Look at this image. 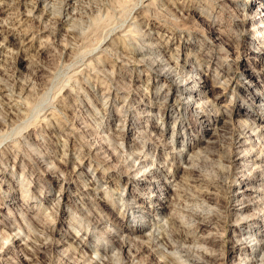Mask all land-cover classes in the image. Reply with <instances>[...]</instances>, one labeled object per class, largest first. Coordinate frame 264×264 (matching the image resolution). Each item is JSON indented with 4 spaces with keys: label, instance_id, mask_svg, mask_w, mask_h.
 <instances>
[{
    "label": "rangeland",
    "instance_id": "1",
    "mask_svg": "<svg viewBox=\"0 0 264 264\" xmlns=\"http://www.w3.org/2000/svg\"><path fill=\"white\" fill-rule=\"evenodd\" d=\"M6 1H0L6 28L0 36V160L6 162L0 164V239L16 220L24 227L12 239L17 250L26 234H42L35 223H47L51 237L60 240L53 255L60 261L69 243L100 260L95 248L109 242L103 236L122 234L132 243L148 236L155 254L138 255L134 264H179L184 257L176 259L175 247L150 234L171 218L195 230L193 244L204 241L219 251L220 235L234 244L218 257L220 264H264V0H42L46 7L41 3L24 15L15 0ZM159 48L169 65L179 58L174 65L185 83L206 84V93L154 98L156 90L164 94L177 86L165 74L155 78L150 59ZM230 65L235 72H222ZM241 125L237 142L218 137L224 128ZM31 155L46 160L36 166L28 161ZM203 155L208 161L201 171ZM252 155L262 160L255 164ZM44 165L58 167L56 174ZM192 168L205 172L199 187L218 195L208 204L227 214L226 224L196 228L182 218L196 202L198 187L187 186ZM160 169L166 172L157 176ZM143 170L149 171L140 176ZM59 183L70 195L55 208ZM238 191L244 192L241 211ZM82 204L91 217L88 229L76 221ZM16 250L7 258L1 253L0 264H20Z\"/></svg>",
    "mask_w": 264,
    "mask_h": 264
},
{
    "label": "bare ground",
    "instance_id": "2",
    "mask_svg": "<svg viewBox=\"0 0 264 264\" xmlns=\"http://www.w3.org/2000/svg\"><path fill=\"white\" fill-rule=\"evenodd\" d=\"M2 2L3 5H9L7 4L8 2L6 0H0ZM218 1V0H216ZM10 2V1H9ZM45 2V0H44ZM43 2V3H44ZM48 2V1H47ZM42 3V0H15V6L16 8H18L20 11H21V14L24 15V11H31V10H36L38 9V7H41V4ZM50 3V2H49ZM59 3V2H58ZM71 3V0H66L65 1V4H70ZM222 5V4H221ZM43 7H46V5H42ZM64 6V5H63ZM223 8V7H222ZM18 10V11H19ZM48 10V9H47ZM35 12V11H34ZM26 14V13H25ZM60 14V13H59ZM36 15V14H35ZM34 17V15H33ZM32 17V18H33ZM57 17V15H56ZM59 17V16H58ZM254 17V16H253ZM71 18V17H70ZM73 19V18H72ZM242 19V18H241ZM55 20V19H54ZM242 21V20H241ZM2 22V21H1ZM47 22V21H45ZM50 22V21H49ZM53 22V21H52ZM55 22L57 24H60L62 21H60V19L58 20H55ZM65 22V21H64ZM4 23V22H3ZM54 23V22H53ZM68 23V22H67ZM44 25V24H43ZM68 25V24H67ZM130 25V24H129ZM138 25V24H137ZM6 26V25H5ZM34 27V26H33ZM44 27V26H43ZM42 27V28H43ZM37 28V26H36ZM238 28V27H237ZM242 28V27H241ZM4 29H6L3 25L0 24V36H2L1 34L4 32ZM58 29V28H57ZM52 35V34H51ZM148 35V34H147ZM143 36V35H142ZM130 37V36H129ZM162 37V36H161ZM132 38V37H131ZM128 39V38H127ZM166 39V38H165ZM163 39V40H165ZM122 40V39H121ZM168 42V40H166ZM146 42V41H145ZM148 42V41H147ZM146 42V43H147ZM163 42V41H162ZM113 43V42H112ZM126 44V43H125ZM165 45V43H162ZM229 44V46L231 45L232 48L235 50L234 48V45L232 43H227ZM3 45V44H2ZM110 45V44H109ZM108 45V46H109ZM122 46V45H121ZM166 46V45H165ZM164 46V47H165ZM119 49V47H118ZM162 49V48H161ZM161 49L159 48V50L156 49V56H158L157 58H153L152 60L150 59L151 63L150 65L153 66L154 68V75H155V78L158 80L159 76L160 75H163L165 74L166 77H168L171 81H175L177 83V86L175 88L172 89H169L167 90L166 92H164V94L161 92V90H156L154 92V95L153 97L156 98L157 100L160 99V98H163L166 99L168 98V95H173V96H177V98L179 97H182V95L184 94V98L185 99H189L191 95V92H195L197 94H202L203 92L206 93V84L203 85V87H200V88H196L192 85H189V82L188 83H185L183 77L180 76L179 73H183L181 71H179L176 67L178 66V63H179V58L176 57L174 59V63L173 65H169V62L166 61L164 62L162 59H161ZM211 49V48H210ZM5 50V49H4ZM214 50V49H213ZM111 51V50H110ZM116 51V50H115ZM154 51V50H152ZM1 52V51H0ZM144 52V51H143ZM165 52V51H164ZM15 53V52H13ZM116 53V52H115ZM150 53V52H149ZM16 54V53H15ZM118 54V53H117ZM141 54V53H140ZM145 54H146V51H145ZM143 55V54H142ZM172 55V53H171ZM4 56V55H3ZM112 56V55H111ZM123 56V55H122ZM149 56V55H148ZM147 56V57H148ZM155 56V55H154ZM15 57V56H14ZM21 56L18 57V59L20 58ZM146 57V58H147ZM151 57V56H150ZM169 57V56H168ZM173 57V56H172ZM175 57V56H174ZM137 59V58H136ZM148 59V58H147ZM17 60V59H16ZM128 60V59H127ZM165 60H168L165 59ZM171 60V58H170ZM12 62V61H11ZM173 62V61H172ZM1 64V63H0ZM148 64V63H147ZM175 64V65H174ZM178 70V71H177ZM236 68L234 65H230V67H224L222 68V72H225V73H229V72H235ZM12 72V71H11ZM179 72V73H178ZM219 73V72H218ZM6 75V74H5ZM18 77V75H17ZM3 78V77H2ZM1 78V79H2ZM11 79V78H10ZM190 79V78H189ZM19 80V79H18ZM188 80V79H187ZM184 81V82H183ZM180 82H183V84L181 86H178V83ZM227 82V81H225ZM191 83V82H190ZM193 83V82H192ZM228 83V82H227ZM7 84V83H6ZM11 84V83H10ZM8 85V84H7ZM155 85V84H154ZM20 86V85H19ZM23 86V85H22ZM20 86V87H22ZM235 86V85H234ZM159 87H162V86H159ZM31 89V88H29ZM29 91V90H28ZM11 93V92H10ZM19 93V92H18ZM96 94V93H95ZM11 95V94H10ZM208 97V96H206ZM170 98H172L170 96ZM103 99V97H102ZM101 99V100H102ZM11 100V99H10ZM176 101V97L174 98L173 102ZM101 102V101H100ZM179 105V104H177ZM6 106V105H5ZM201 107V105H199ZM177 107V106H176ZM203 107V106H202ZM3 109V108H2ZM216 109V108H215ZM223 110V109H222ZM11 111V110H10ZM225 111V110H224ZM4 112V111H3ZM15 113V112H14ZM229 113V112H228ZM7 115V114H6ZM225 115V114H224ZM155 119V118H154ZM7 120V119H6ZM10 120V119H9ZM5 121V120H4ZM9 122V121H8ZM173 124V123H172ZM6 125V124H5ZM5 125H4V128H5ZM254 127V126H253ZM224 128V127H223ZM238 129L240 130V132H243V129H244V126L241 125V127H235V126H228L226 128H224L222 130L221 133L218 134V137H221V136H225V138L227 139H231V142L235 143L237 142V139L236 137H234V133L235 131ZM214 131V130H213ZM216 131V130H215ZM220 132V131H219ZM2 133V132H1ZM214 133V132H213ZM239 133V132H238ZM215 134V133H214ZM214 134H211L214 136ZM5 135V134H4ZM210 134H208L209 136ZM217 135V134H216ZM217 137V138H218ZM243 137V136H242ZM223 139V138H222ZM249 140V139H248ZM220 142V141H219ZM213 143V142H212ZM251 147V146H250ZM204 148V147H203ZM213 148V144H209L207 149H209V152L210 150ZM180 150V149H179ZM221 150V149H220ZM245 150V149H244ZM213 151V150H212ZM215 151V149H214ZM199 152V151H198ZM180 153V152H179ZM206 153V152H205ZM218 153V152H217ZM7 154V153H6ZM231 154V153H230ZM181 155V154H180ZM179 155V156H180ZM205 155V154H204ZM204 155L201 157L200 159V166L199 169L202 171L204 169V164L208 161V159H204ZM212 155V154H211ZM22 156V154H21ZM24 154H23V158H24ZM80 156V155H79ZM83 156L79 157V158H83ZM146 157V156H145ZM183 157V156H182ZM5 158V157H4ZM16 158V156L14 157ZM22 158V157H21ZM20 158V159H21ZM46 157H43L41 155H31L28 159L29 163H32L34 165H39L40 166V163H41V160L43 162V160H46L45 159ZM139 158V157H138ZM144 158V157H143ZM216 158V157H215ZM227 158V156H226ZM251 161H253L255 164L257 163V161H259L260 159L262 160V156L261 157H258V156H250L249 157ZM80 159V160H81ZM84 159V158H83ZM264 159V157H263ZM191 160V159H190ZM14 161L15 159L13 160V165H14ZM64 162V161H62ZM141 162V161H140ZM191 162V161H190ZM1 163H6L4 162L2 159L0 160V164ZM25 163V162H24ZM43 164V163H41ZM45 164V163H44ZM65 164V163H63ZM199 164V163H198ZM214 164V163H213ZM224 164V163H223ZM12 165V166H13ZM26 165V164H25ZM215 165V164H214ZM228 165V164H227ZM185 166V165H184ZM203 167V168H202ZM41 168V167H40ZM44 168L45 170L47 171H50V173H53V174H56L55 173V170L58 168V167H48L47 165H44ZM221 168V167H220ZM228 168V167H227ZM12 169V168H11ZM165 169V168H164ZM195 169V168H194ZM193 168L188 170V180L189 182L187 183V186H189L188 188L191 189L194 187H198L196 188L197 189V195H196V199L194 201H196L194 204V208H191L193 210H187L186 212L182 213L181 216L182 218L184 219V221H189L192 223V225L194 224V227L197 228V226H201V225H211L213 223H217V222H220L221 224L224 223L226 224L227 222V219H226V213L225 215L219 213V211H216V209H214L213 207H211L208 202L211 200V199H214L216 197H218V195L214 194L213 197H211L210 194H213L211 191H209L208 189H205L203 186L199 187V182H201L203 179H204V173H200L198 170L195 171ZM222 169V168H221ZM211 170V169H210ZM209 169L207 171H210ZM216 170V169H214ZM218 170V169H217ZM149 171V170H148ZM148 171L146 170H143L141 173H140V176H145ZM164 172H166L165 170L163 169H160V170H156L155 173L157 176H162L164 175ZM185 172V171H184ZM62 173V172H61ZM211 173H213V171H211ZM259 173V172H258ZM255 174L253 175V177L250 178V180H257L259 177H260V174ZM137 174L136 172L134 171H127L126 173V176L127 177H137ZM207 174V173H206ZM205 174V175H206ZM152 175V174H151ZM208 175V174H207ZM206 175V176H207ZM213 175V174H212ZM215 175V174H214ZM217 175V174H216ZM171 176H173L171 174ZM229 176V175H228ZM23 178V176H21ZM20 177V178H21ZM56 177V176H55ZM65 177V176H64ZM216 177V176H215ZM219 177V176H218ZM186 178V177H185ZM214 178V177H213ZM225 178V177H224ZM227 178V177H226ZM225 178V179H226ZM67 180V179H66ZM224 180V179H223ZM223 180H217V183H221V185H224L225 187H228V183H225ZM227 180V179H226ZM230 180V179H229ZM61 182V181H60ZM173 184V183H172ZM175 184V183H174ZM180 184V183H178ZM58 185V184H57ZM68 185V184H67ZM185 185V184H184ZM201 185V184H200ZM220 186V185H219ZM218 186V187H219ZM51 187V186H50ZM67 188V187H66ZM187 188V190H188ZM220 188V187H219ZM235 190L237 191V187H234ZM22 189V187H21ZM186 189V188H185ZM192 189V190H193ZM195 189V190H196ZM24 190V189H23ZM52 190V187L50 188L49 191ZM89 190V189H88ZM92 190V189H91ZM194 190V191H195ZM22 192V191H21ZM57 192V204H56V207L55 208H58V206H60V201L63 197L65 196H69L70 193H68V191H66L64 189V186H63V183H59L58 187H57V190L55 191V193ZM71 192V191H70ZM178 192V191H177ZM187 192V191H186ZM24 193V194H23ZM21 195L22 196H27V192H23ZM81 193H83L81 191ZM192 193V192H191ZM195 193V192H194ZM193 193V194H194ZM220 193V192H219ZM189 194V193H188ZM187 194V195H188ZM85 195V194H84ZM243 195H244V192L243 191H238L237 193V197L238 200H241L243 198ZM199 197V198H197ZM221 197V196H220ZM182 198V197H181ZM219 199V198H217ZM119 200H123V196L120 195L119 197ZM190 200V199H189ZM126 201V200H125ZM214 201V200H213ZM181 202V201H180ZM219 202V201H218ZM223 202V201H222ZM123 204H125L124 201H122ZM128 203V202H127ZM165 203V202H164ZM185 203V202H184ZM183 203V204H184ZM242 204V200L240 201V206L238 207V210L241 211L244 209V207L241 205ZM176 205V204H175ZM166 206V205H165ZM179 206H180V203H179ZM184 206V205H183ZM76 207V206H75ZM83 204L82 205H79L77 206L76 208V211L79 213V216H77L78 218L76 219V221H79V222H82L83 223V226L84 227H87V229L89 228V225H88V222L91 220V217L89 218V216H85V213H84V210H83ZM164 207V206H163ZM181 207V206H180ZM186 207V206H185ZM190 207V206H189ZM193 207V206H192ZM87 208V207H86ZM85 208V209H86ZM187 208V207H186ZM97 209V208H96ZM220 209V208H219ZM57 210V209H56ZM87 210L89 211V208H87ZM180 210V209H179ZM20 212V211H19ZM87 212V211H86ZM176 212V211H175ZM181 212V211H180ZM84 213V214H83ZM91 215L93 216L95 213L94 212H90ZM100 213V212H99ZM22 214V213H20ZM83 214V216H82ZM87 215V214H86ZM161 215V214H160ZM159 217V216H158ZM222 217V218H221ZM244 218V217H243ZM263 218V217H262ZM25 219V218H24ZM164 219V218H163ZM9 220V218H8ZM54 220V219H53ZM99 220V219H98ZM237 220H241L240 219H237ZM245 220V219H243ZM242 220V221H243ZM87 223H85V222ZM50 222V221H49ZM258 222V221H257ZM7 223V222H6ZM81 223V224H82ZM96 223V222H95ZM158 223V222H157ZM80 224V225H81ZM79 225V226H80ZM172 225V226H171ZM6 226L11 230L10 232L7 233V236H3V238L0 239V254L1 253H4V258H7L9 257L8 254L9 252L11 251L14 252L13 250H16V249H13V246H16V242H12V239L13 237L19 233V230H23V225L22 224H17L16 223V220L14 221L13 220H10ZM35 226L38 227L39 229H41L40 231H42V234L41 235H37L36 237H33L31 238V236H29V234H26L24 237V241H23V245L16 250L14 254V258L18 259V261L20 262V264H61L62 261H65L67 262V264H134V258L138 255H143L144 253H147V256H153L154 251L150 248L151 245L149 244L150 243V238L147 236H145L144 239H149L144 241V240H140L138 243H135V242H130L128 240H126L125 238L123 237H120V235L122 234H115V233H111V234H107L105 236H103V239H108L109 242H106L103 246H100L99 248H95V251L100 255V260L98 259H91V258H86L84 257V253H85V250H83V248L81 249L80 247H78L79 245H73V243H69L67 245L68 248H65V249H62L61 251V255H63V257H61L60 261L57 260H53V255L55 253V250H56V246L58 245L59 241L58 240H54V238H52L50 232L51 229L50 227L48 226L47 223H35ZM157 227L155 228L156 231H153L151 234V238L153 237H156L159 239L160 238H165L166 242H168V244L174 246L175 248L173 250H177V252H175V257L176 259H180L181 257H184V259H180L179 261H177L179 264H220V262H218V257L219 256H224L225 253L227 251H233L234 248L236 249V246H234V244H232L231 246H228L226 243H224L222 240H221V235L218 237V239L216 238V236H214L212 238V241L216 238L218 241L215 240V242H218L217 245H221V249L219 251H217L216 249L212 248V247H209L205 244L204 241H199L200 243L199 244H193V242H196L198 241L196 239V237L194 236V231L195 230H190L189 227H186L185 225H182L180 223H176L173 219H164V221H162L161 223H158L156 225ZM226 226V225H225ZM82 227V226H81ZM27 228V227H26ZM80 228V227H79ZM78 228V230H80ZM86 229V230H87ZM164 229L165 230V233L162 232V230ZM53 230V229H52ZM105 230V229H104ZM103 230V231H104ZM107 230V228H106ZM111 230V229H110ZM151 230V229H150ZM77 231V230H76ZM78 232V231H77ZM96 232V231H95ZM116 232V230H115ZM161 233V235H160ZM147 234V233H146ZM99 235V234H98ZM252 235V234H251ZM35 236V235H33ZM124 236V235H123ZM137 236V235H136ZM204 237V236H203ZM141 238V237H140ZM210 238V236H209ZM243 239V238H242ZM207 240V238H206ZM211 240V239H210ZM16 241V240H15ZM64 241V240H63ZM160 241V240H158ZM171 241V242H170ZM191 241V242H190ZM62 242V241H61ZM71 242V241H70ZM78 242V241H77ZM155 242V241H154ZM165 242V241H164ZM192 243V244H190ZM207 243V242H206ZM235 243V242H234ZM80 244V243H78ZM154 244V243H153ZM158 244V243H157ZM161 244V242H160ZM162 244H164L162 242ZM236 244V243H235ZM150 245V246H149ZM158 246V245H157ZM165 246V245H164ZM168 246V245H167ZM156 247V246H155ZM229 247V248H228ZM159 249V248H158ZM249 249L252 250V247H250ZM165 252V254L168 256V257H171V253L173 255V250L171 249L169 251H166L165 248L163 249ZM263 250V249H262ZM156 251V250H155ZM243 251V250H242ZM253 251H256L255 249ZM246 252V251H245ZM161 253V251H160ZM60 254V253H59ZM227 254V253H226ZM145 255V254H144ZM264 256V254H263ZM60 257V256H59ZM142 256H140L141 258ZM146 257V258H148ZM174 257V256H173ZM145 258V260H146ZM165 258V256H164ZM224 258V257H223ZM70 259V260H69ZM150 259V258H149ZM148 259V260H149ZM170 259V258H169ZM174 259V258H173ZM166 260V258H165ZM168 260V259H167ZM222 260V259H221ZM220 260V261H221ZM163 261V260H162ZM223 261V260H222ZM166 262V261H164ZM168 262V261H167ZM166 262V263H167ZM171 262V261H170ZM169 263V262H168ZM144 264V263H143ZM147 264V262H146ZM171 264V263H169ZM224 264V263H222ZM250 264V263H249ZM256 264V263H255Z\"/></svg>",
    "mask_w": 264,
    "mask_h": 264
}]
</instances>
